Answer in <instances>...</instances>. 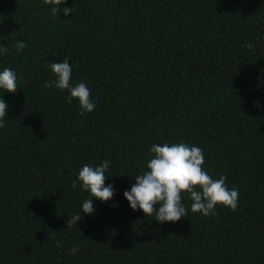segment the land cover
<instances>
[{
	"label": "trees",
	"instance_id": "trees-1",
	"mask_svg": "<svg viewBox=\"0 0 264 264\" xmlns=\"http://www.w3.org/2000/svg\"><path fill=\"white\" fill-rule=\"evenodd\" d=\"M0 0V71L17 74L0 128V264H264V0ZM23 41L22 52L15 43ZM68 59L96 107L80 114L55 80ZM184 142L239 192L232 211L159 223L123 193L154 144ZM112 199L90 198L84 165L103 161ZM160 205H155L159 208ZM62 247H57V243ZM77 247L75 255L69 250Z\"/></svg>",
	"mask_w": 264,
	"mask_h": 264
},
{
	"label": "clouds",
	"instance_id": "clouds-1",
	"mask_svg": "<svg viewBox=\"0 0 264 264\" xmlns=\"http://www.w3.org/2000/svg\"><path fill=\"white\" fill-rule=\"evenodd\" d=\"M45 5L50 6L53 16L58 13L68 16L75 12V8L60 5L67 0H43ZM15 51L20 53L26 47L25 42L17 41L14 45ZM9 49L0 43V55L7 54ZM49 69L55 80L45 82V88L55 87L61 91L67 90L69 96L66 98L69 104L77 100L81 109L80 114L91 113L96 105L90 98V91L85 83L80 82L75 86L70 83L72 67L65 58L63 62L52 63ZM17 74L10 68L0 71V90L3 93H16L18 89ZM9 105L0 97V128L4 127ZM153 155L147 162V171L135 177V183L130 190L123 193L129 207L132 210H140L146 217H154L159 223H175L184 218L188 209L182 204V194L187 193L191 203V212L200 213L203 216L215 214L217 205H222L232 211L238 206L239 192L233 187L229 189L225 185V177L220 176L213 179L204 169V154L197 146H189L184 142L175 144H154L150 148ZM110 162L105 160L99 166L84 165L73 180L71 187L75 189L77 182L83 192L89 193L90 198L82 204V209L71 219L66 220L65 226L72 227L82 219L85 214H92L93 199L106 202L112 199L114 188L112 185L105 186V172ZM155 205H160L155 208ZM57 247L62 244L57 243ZM79 249L73 247L69 255H75Z\"/></svg>",
	"mask_w": 264,
	"mask_h": 264
}]
</instances>
